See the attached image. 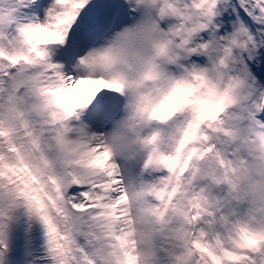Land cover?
<instances>
[{"label": "snow or ice", "instance_id": "obj_1", "mask_svg": "<svg viewBox=\"0 0 264 264\" xmlns=\"http://www.w3.org/2000/svg\"><path fill=\"white\" fill-rule=\"evenodd\" d=\"M225 24L215 75L172 73ZM262 48L264 0H0V264H264V155L208 143L246 83L228 58Z\"/></svg>", "mask_w": 264, "mask_h": 264}, {"label": "rangeland", "instance_id": "obj_2", "mask_svg": "<svg viewBox=\"0 0 264 264\" xmlns=\"http://www.w3.org/2000/svg\"><path fill=\"white\" fill-rule=\"evenodd\" d=\"M44 35H47V33H45ZM184 127H185V124L184 123L178 125L177 130L175 131V133H174L173 136H175V137L178 138V136L181 133V130ZM255 139H256V137H255ZM260 143H261V141L259 140V145H260ZM230 150L232 152H234L235 151V148L234 147H231ZM135 170H136V172L139 171L138 166H137V168ZM199 184H200V186L207 188L210 199H212V200H219L221 202V204L227 203V205H228L227 210L229 212L232 211V203L228 199V194L229 193L227 191V187L229 188V186L227 184H225V183L215 184V183H212L211 181H208V180H201V181H199ZM243 205H244V207H243L244 213L242 214V217L237 216V212L238 211L235 212L236 213V216L238 218H241V219L245 218L246 215H247V213H248V211L250 210V204L247 201H244L243 202ZM41 230L43 231L42 228H41ZM42 239H44V236L43 235H42L41 239H39V241L40 242H43Z\"/></svg>", "mask_w": 264, "mask_h": 264}, {"label": "trees", "instance_id": "obj_3", "mask_svg": "<svg viewBox=\"0 0 264 264\" xmlns=\"http://www.w3.org/2000/svg\"><path fill=\"white\" fill-rule=\"evenodd\" d=\"M41 228L42 227L38 223L33 225V229H34V231H35V233H36V235L38 236L39 239H41V237L43 235V231L41 230ZM43 240L44 239H42V241ZM41 243H43V242H41Z\"/></svg>", "mask_w": 264, "mask_h": 264}, {"label": "bare ground", "instance_id": "obj_4", "mask_svg": "<svg viewBox=\"0 0 264 264\" xmlns=\"http://www.w3.org/2000/svg\"><path fill=\"white\" fill-rule=\"evenodd\" d=\"M203 69H208V68H198V70H203ZM210 71V74H215V72L213 71V68H209L208 69ZM176 71V67L172 70V73ZM259 140H260V136H256V144L255 145H259ZM259 149V148H258Z\"/></svg>", "mask_w": 264, "mask_h": 264}, {"label": "clouds", "instance_id": "obj_5", "mask_svg": "<svg viewBox=\"0 0 264 264\" xmlns=\"http://www.w3.org/2000/svg\"><path fill=\"white\" fill-rule=\"evenodd\" d=\"M66 158L69 160H73V159H75V154L68 155Z\"/></svg>", "mask_w": 264, "mask_h": 264}]
</instances>
